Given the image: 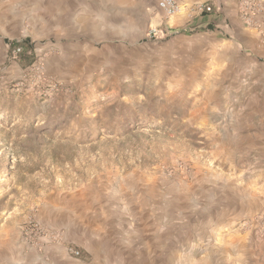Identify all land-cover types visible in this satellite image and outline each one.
I'll use <instances>...</instances> for the list:
<instances>
[{
	"label": "rangeland",
	"instance_id": "rangeland-1",
	"mask_svg": "<svg viewBox=\"0 0 264 264\" xmlns=\"http://www.w3.org/2000/svg\"><path fill=\"white\" fill-rule=\"evenodd\" d=\"M245 1L208 32L157 0H0V264H264V0Z\"/></svg>",
	"mask_w": 264,
	"mask_h": 264
},
{
	"label": "crops",
	"instance_id": "crops-1",
	"mask_svg": "<svg viewBox=\"0 0 264 264\" xmlns=\"http://www.w3.org/2000/svg\"><path fill=\"white\" fill-rule=\"evenodd\" d=\"M237 1L238 0H178L184 11L173 18L172 24L177 27L185 25L195 26V28L204 26L208 32L217 31V28H219L217 23L220 22L222 17L219 13L220 10L222 8L226 10L231 8L234 9L235 6H237ZM205 2H207V6L213 7L212 12H200L197 10L196 6ZM205 34L208 35L207 32ZM239 263L245 264V261L240 260Z\"/></svg>",
	"mask_w": 264,
	"mask_h": 264
},
{
	"label": "built area",
	"instance_id": "built-area-1",
	"mask_svg": "<svg viewBox=\"0 0 264 264\" xmlns=\"http://www.w3.org/2000/svg\"><path fill=\"white\" fill-rule=\"evenodd\" d=\"M262 1L261 0H246V5H253V7L256 9L257 6L260 5ZM157 7L158 9L163 13V15L170 19L174 16L180 14L182 12V6L178 2V0H157ZM252 7V8H253ZM197 10L200 12H212V8L210 6L206 5H198ZM156 30L150 31L149 37L152 39L156 37ZM20 51V50H19ZM75 256H80V252H74Z\"/></svg>",
	"mask_w": 264,
	"mask_h": 264
},
{
	"label": "trees",
	"instance_id": "trees-1",
	"mask_svg": "<svg viewBox=\"0 0 264 264\" xmlns=\"http://www.w3.org/2000/svg\"><path fill=\"white\" fill-rule=\"evenodd\" d=\"M11 49L16 51L17 49H20V52L18 53L19 61L21 64L26 65V63L29 62L31 59V55L34 52V48L31 45L30 40H24L23 42H10ZM31 63V62H29Z\"/></svg>",
	"mask_w": 264,
	"mask_h": 264
}]
</instances>
